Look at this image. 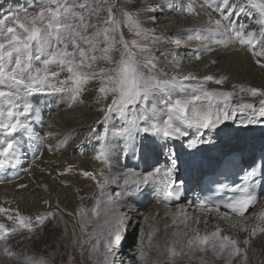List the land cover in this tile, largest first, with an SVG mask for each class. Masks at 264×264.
<instances>
[{
  "label": "snow or ice",
  "instance_id": "6c2138e0",
  "mask_svg": "<svg viewBox=\"0 0 264 264\" xmlns=\"http://www.w3.org/2000/svg\"><path fill=\"white\" fill-rule=\"evenodd\" d=\"M115 7L116 5L112 4L106 9L107 17L102 22L107 27L99 29L97 25L86 20L85 11L89 15L93 13L98 15L100 10L92 8L87 0L85 2L48 0V6L36 15L26 16L23 20L17 17L15 27L0 29V173L17 166L19 144L15 134L21 131L30 133V125L25 122L26 119L33 112L37 117L40 114V109L34 106L29 97L40 93L55 94L69 91L73 93L72 99L75 101L86 90L85 86L96 79L101 82L98 89L100 95L96 102H106L110 98V102L104 103L100 109L104 113L103 120L97 123L107 124L113 114L118 115L121 120V125L114 130L105 127L100 133L95 127L90 129V134H96L99 141L95 159L106 165L110 160V136L122 141L123 155H138L145 149V145L137 140L140 133L157 138L152 142L154 150L156 147H168L166 142L169 140L187 137L189 128L195 127L198 131L215 130L220 125L235 120L238 112L252 110V115L240 121L245 126L255 124L259 118H264V90L233 85L234 88L239 87L241 92L261 98L258 110L250 102L233 106V92L207 86L208 82L222 85L227 79L226 76L217 78L214 75H206L201 78L192 72L177 71L170 74L166 69H179L180 59L173 56L172 59L165 60L164 66L161 67L148 43H140L137 39L127 41L123 32L120 31L122 25L128 27L140 40L155 42L160 37L155 35V29H144L138 16L130 11L122 12V19H117L113 11ZM252 7L259 13V18L255 21L259 25L258 29H249L232 19L233 16L239 17L245 13L246 8L243 4H236L235 0H219V3L213 7V0H204L201 8L212 9L219 13V18L214 19L209 13L208 27L184 30L189 33L187 39L211 40L212 43L227 47L228 41L213 39L215 35L223 36L227 33L231 42L246 48L254 57L255 63L264 68V0H257ZM148 10L156 11L155 8ZM176 11L199 15L192 0H189L186 8H176ZM149 19L154 22L156 17L153 15ZM89 28L96 29L95 33L89 35ZM110 32L118 33L119 39L117 40L116 36H110ZM101 33L105 45L99 49L103 53L102 56L97 57L94 54L89 56V53H95L98 50L94 40ZM172 42L180 44L179 39ZM117 43L121 46L120 49L116 48ZM82 45L88 47L85 48ZM258 46L259 50H257ZM114 50L119 51V60H113L110 55ZM211 50L208 43H203L202 47L196 50L195 59L199 60L202 52ZM77 54L79 60L76 59ZM42 56H46L42 61L44 67L37 69L34 67V62L41 61ZM98 59L113 66L100 68L98 72L85 71V69H92ZM53 64L60 71L68 73L64 80H58V86L49 82L50 77L58 78L60 74L49 70V65ZM22 117L25 119L22 120ZM52 135L53 133H48V136ZM159 141L165 143L160 144ZM198 142L203 141L193 139L188 146L195 148ZM178 159L177 153L169 147L166 153V164L162 167L154 166L146 173L128 168L117 174H111L110 171L107 174L104 171L99 173L85 171L83 175L92 178L101 192L109 183L118 185L122 183L123 194L128 196L151 185L159 197V202H164L167 207L168 202L179 200L181 197L182 193L177 190L176 185L185 183L183 179L178 178ZM97 176L100 179H97ZM258 176H264V172H258V169L253 166L251 171L245 174V183L237 186L236 191L239 194L223 204L231 215L229 212L221 213L220 205L209 206L208 202L201 203L203 210L215 211L219 219L230 222L231 228L238 229L235 236L222 234L226 230L219 225L215 226L213 231L203 234L198 229H194L191 235L188 231H180V224L187 228L189 217L186 210L179 209L172 220V224L178 229L172 233L175 239L168 241V246L163 252L158 245L155 246L159 255L167 253L165 264H175V258L178 256L208 251H211L217 260H223L224 264H248L251 241L257 236H264V202L255 193V185L260 183ZM19 187L27 186L21 184ZM42 187L47 189L46 185ZM223 187L220 185L221 189ZM44 203L49 204V201L45 200ZM100 204L101 201L97 198L95 207L91 209L93 215L99 216ZM83 212L84 208L81 207L77 214ZM53 214L49 212L47 216ZM0 215L11 222L9 226L5 221H0V250L5 256L14 258L16 253L11 250L8 239L18 230L34 231L33 218L21 214L18 209L3 206H0ZM45 219V215L40 214L35 217V222L43 224ZM105 224L108 225L106 231H102L99 235L95 230L88 234L82 222L80 228L86 235L95 239V244L92 246L93 252L100 251L99 245L103 238L104 259L107 260V255L112 253L113 247L120 245L125 238L131 226V217L113 215L110 221H105ZM165 227L167 228L168 225ZM157 231L159 229H153L148 233L149 248H153L152 241ZM239 232L247 234L243 240L239 239ZM141 243L143 244V237ZM185 248L188 249V253L184 251ZM191 258H194V255L190 256ZM25 260L27 264H47L45 260L31 256L26 257ZM141 260L143 264H149L148 254L143 250H141ZM152 264H159V262L152 261Z\"/></svg>",
  "mask_w": 264,
  "mask_h": 264
},
{
  "label": "bare ground",
  "instance_id": "6f19581e",
  "mask_svg": "<svg viewBox=\"0 0 264 264\" xmlns=\"http://www.w3.org/2000/svg\"><path fill=\"white\" fill-rule=\"evenodd\" d=\"M192 2L196 11L199 12L198 16L188 14L186 11H176V8H186L189 0H138L141 26L145 29H155V35L160 37L155 42L150 41L160 66L163 67L165 60H170L175 56L180 59L181 67L179 69H166L170 74L177 71L192 72L201 78L206 75H214L217 78L226 76L227 79L222 85L208 82L207 86L233 92V106L250 102L258 110L261 98L252 97L247 92H241L239 87L234 88L233 85H244L245 87L264 90V68L255 63L254 57L246 48H242L238 43L231 42L227 33L223 36L215 35L213 37V39L228 41L227 47L212 43L211 40H188L187 35L189 33L184 30L208 27L209 13L214 19L219 18V13L212 11V9L201 8L204 0H192ZM254 2H257V0H235L236 4L245 6L248 16L233 17L232 19H237L238 24H244L249 29H258L259 25L255 21L259 18V14L257 9L252 7ZM216 3H219V0H213V7ZM149 8H155L156 11L151 12L148 10ZM153 15L156 17L154 22L149 19ZM177 39L180 40L179 45L172 42ZM203 43H208L212 50L202 52L201 58L197 60L195 59L196 50L201 48ZM257 50H259V46ZM212 61H215V63H212ZM56 68L57 66L50 67L49 70L52 71ZM66 73V71H63L58 78H63ZM53 79L56 78H49V82L52 84L54 83ZM55 82L58 85V81ZM100 86V81L92 80L85 86L86 90L75 101L72 99L73 93L69 91L31 96L34 102L42 103L39 108L40 114L37 117L33 112L26 119L25 122L30 125V133L21 131L15 134V139L19 144V163L15 168H9L4 175H0V206L18 209L21 214L31 216L34 230L40 228L42 235L40 239L38 238L39 241L34 242L26 238L36 234L34 231L22 235L25 232L22 229L18 230L16 234H12L8 239V244L11 246V250L16 253V256L9 258L0 250V264H27L25 258L29 256L41 259L42 257H38L39 249L37 247L47 248L54 256H58L57 264H131L136 260L139 261V264H143L141 250L148 254L149 264H152V261H158L159 264H162L163 261H166L167 253L159 255L155 250V246L158 245L163 252L168 246V241L175 239L172 233L178 229L176 225L172 224V220L174 214L181 208L186 210L189 219L187 228L182 224L179 225L180 231H188L191 235L194 229H198L203 234L213 231L215 226L219 225L226 230L222 234L236 235L238 229L231 228L229 226L230 222L219 219L218 213L215 211L207 212L203 210L201 202L195 197L193 199H183L180 203L168 202L166 207L164 202H159V197L151 185L145 186L134 195L128 196L123 194L122 183L119 185L109 183L105 186L104 193L98 195V191L101 189L97 187L92 178L85 177L83 172L99 173L104 171L107 174L110 171L111 174H117L127 170L126 166L131 164L132 167L130 168L146 173L151 171L154 166L162 167L166 164V161L157 164L150 161V155L158 157L164 153L160 151L153 155L157 149L155 148L154 151L153 148L151 150L150 148L153 147L152 142L157 138L152 137L150 134L144 139L138 137L139 140H146L143 142L145 145L143 152L138 155L127 156L121 153L122 141L110 136L109 164H103L95 159L99 141L96 134H90V129L95 127L100 133L103 132L105 127L114 130V126L110 121L107 124L97 123L102 121L104 117V113L100 111L101 107L104 103L110 102V98L106 102H96L97 97L100 95L98 92ZM58 99L59 104L57 103ZM250 115H252V110L237 113L236 119L233 120L241 128L237 136L245 132L244 129L242 130L245 125L240 123L242 120L240 116H246L245 119H247ZM21 119L24 120L25 118L22 117ZM226 123L215 130L202 129L198 131L195 127L189 128L188 136L192 134L203 137L206 131L217 133L218 135L215 138L220 144L216 143L214 145L215 150H213L210 146L206 147L203 142H198L195 148H190L188 143L183 148L181 155L184 156L186 153H190L193 155L195 162L200 164L204 163L205 154L213 153V156H215L216 153L220 152L221 146L231 144L230 140L222 139L228 133L225 128H221L225 127ZM252 125H247V127ZM257 128L264 136V118L258 119ZM49 132L53 135L48 136ZM188 136L186 139H188ZM263 136H260V138H264ZM215 138H210L211 140L207 142L211 144L216 141ZM182 140L185 141L183 138L178 141ZM258 142L259 139L254 143ZM159 143L163 144L165 142L159 141ZM147 144L149 147H147ZM244 145H246V142H244ZM28 148L33 152L32 156H29ZM132 156L133 161H131ZM97 179H100V177L97 176ZM21 184L27 187L20 188L19 185ZM42 185H46L47 189ZM117 193H121V195L118 196ZM147 195H149V203L140 198V196ZM97 198L101 201L99 216L93 215L91 211L96 205ZM45 200H48L49 204H45ZM262 202H264V198ZM81 207L84 208V212L77 214ZM52 211H55V217L60 224L58 230L54 228L47 229L51 218L47 216V213ZM220 212L223 213V211ZM40 214L46 217L43 224L35 222V217ZM113 215L131 217V226L120 245L113 247L112 253L108 254L107 260H105L103 238H101L99 245L100 251L93 252L92 246L95 244V239L82 232L80 224L82 222L85 225V231L88 234L95 230L99 235L102 231H106L108 225L105 224V221H110ZM197 220H199V224H197ZM0 221H5L11 226V222L6 221L3 215H0ZM165 225H168V227L166 228ZM153 229H159V231L153 237V248H149L147 236ZM134 232H137L139 237L135 244L129 246L128 242L132 243ZM246 235L244 232H239V239L243 240ZM142 237L143 244L141 243ZM78 238L80 241H78ZM184 251L188 253L187 248ZM193 255L194 258L190 259V256ZM248 255V264H262L264 262V236H257L251 241ZM54 264L56 263L54 262ZM175 264H224V261L217 260L214 254L208 251L207 253L195 252L194 254L188 253L187 255L178 256L175 258Z\"/></svg>",
  "mask_w": 264,
  "mask_h": 264
},
{
  "label": "rangeland",
  "instance_id": "374dc122",
  "mask_svg": "<svg viewBox=\"0 0 264 264\" xmlns=\"http://www.w3.org/2000/svg\"><path fill=\"white\" fill-rule=\"evenodd\" d=\"M79 2H85V0H79ZM87 3L89 5H91L92 8H99L100 9L99 12H98V15L95 14V13L89 15V13L87 11L84 12L86 20L88 22H90L91 24L97 25V28H99V29H103L104 27H107V25L103 24L102 21L104 19H106V17H107L106 9L112 4L116 5V7L113 9V11L115 12L117 19H122L121 13L124 12V11H130V12L134 13L136 16H138V19H139V3H138V0H87ZM47 6H48V0H0V29H5L6 27H15L16 26V18L17 17L19 19L23 20V19H25L26 16H34V15H36L37 12H39L40 10H42L43 8H45ZM95 31H96V29L89 28L88 29V34L92 35V34L95 33ZM120 31L123 32L124 38L127 41H132L133 39H137V40L140 41V43H148L149 46L152 47V49H153V46L150 43V41L140 40V38L136 37L134 35V33L129 30L128 27H125V26L122 25ZM109 35L110 36H116L117 40L119 39V34L118 33H111L110 32ZM94 43L97 44L98 50L95 53H89V56H91L93 54L96 55L97 57L102 56L103 53L101 51H99V49H101V48H103L105 46L104 43H103V34L102 33H101V35L99 37L96 38V40H94ZM82 46L85 47V48L88 47L87 45H82ZM116 48L120 49L121 46L117 43L116 44ZM69 50L71 51L72 49L70 48ZM153 54H154V51H153ZM110 55L112 56L113 60H119V58H120L119 51H115L114 50V51H112L110 53ZM45 58H46V56H42L41 61H35L34 62V67L37 68V69H43L44 65H43L42 61ZM76 59L79 60L78 54H77ZM55 66L56 65H54V64L53 65H49V68L50 67H55ZM112 66L113 65L108 64V62H106V61H104L102 59H98L93 64V68L92 69H85V71H97L98 72V70L100 68H109V67H112ZM52 71H57L60 74L63 73V71H60V69L58 67L56 69L52 70ZM67 75H68V73H66V75L63 78L60 77V79L59 78L53 79V82H54L53 84H57L55 81H58V79L59 80H64L67 77ZM96 80L100 81L99 79H96ZM29 100L34 104V106H37V108H40L42 106V103L34 102V100L31 97H29ZM57 103L59 104V99L57 100ZM38 105H40V106H38ZM240 118L243 120V119L246 118V116H244V117L240 116ZM109 121L114 126V129L118 128L121 125V120L119 119V116L116 115V114H113ZM141 123H142V126H143V122H141ZM221 128H225L226 131L229 134H231L233 137L237 136V134L240 133V130H241L240 126H238L237 123L233 122V121H228L226 123V126L225 127H221ZM236 131H239V132H236ZM207 133H210V131L204 132V136L202 134L203 139L208 136ZM217 135L218 134L216 133L213 136L217 137ZM138 137H141V138L144 139L145 137H148V134L140 133L137 136V139H138ZM205 140L206 141H210L211 139L210 138H206ZM138 141H140L142 143L141 139L138 140ZM168 145L170 147V144H168ZM147 147H149L148 144H147ZM152 148L153 147L151 146L150 150ZM167 148L168 147H163V148H157L156 147L157 150L159 149L160 151H163L164 153L168 152ZM150 150H145V151H150ZM154 151H155V149H154ZM178 152H180V154H182L183 149H179ZM149 159H151L150 160L151 162H157V160H158L161 163L162 161H166L165 158L160 157V156L156 157V156H151L150 155ZM131 161H133V156L131 158ZM129 166L132 167L131 164ZM103 193H104V191L103 192H101V190L98 191V195H102ZM147 196L149 197V195H147ZM54 212L55 211H52V213H54ZM55 214L56 213H54L52 216H50L51 218H50V223H49L48 228H47L48 230L52 229V228H54L56 230L59 229V225L60 224H59L58 219L55 217ZM50 225H52V226H50ZM34 232L36 234L30 235V236H28L26 238H28V240H30V241L37 242L38 238L40 239V237L42 235L41 234L42 231H40V228H39V229H35ZM26 233H31V232H28L27 230H25V232L22 235H24ZM129 237H128V240H129ZM138 237H139L138 233L134 232L132 243L130 244V242H128V245L131 246L132 244H135L137 239H138ZM78 241H80L79 238H78ZM37 249H39V251H38V257L39 258L42 257L41 259L45 260L47 262V264H54V262L57 264L58 259H59L58 256L57 257L54 256L47 248L44 249V248L37 247ZM36 254H37V252H36ZM131 264H139V261L136 260L135 262H132ZM162 264H165V261H163Z\"/></svg>",
  "mask_w": 264,
  "mask_h": 264
}]
</instances>
